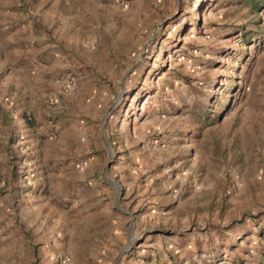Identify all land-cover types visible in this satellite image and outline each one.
Here are the masks:
<instances>
[{
	"label": "rangeland",
	"instance_id": "374dc122",
	"mask_svg": "<svg viewBox=\"0 0 264 264\" xmlns=\"http://www.w3.org/2000/svg\"><path fill=\"white\" fill-rule=\"evenodd\" d=\"M0 264H264V0H0Z\"/></svg>",
	"mask_w": 264,
	"mask_h": 264
}]
</instances>
